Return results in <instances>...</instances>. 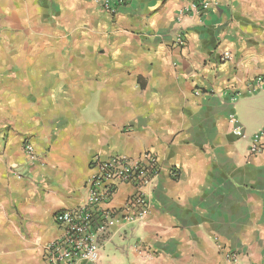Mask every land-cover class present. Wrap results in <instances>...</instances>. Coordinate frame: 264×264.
<instances>
[{"label": "crops", "instance_id": "obj_1", "mask_svg": "<svg viewBox=\"0 0 264 264\" xmlns=\"http://www.w3.org/2000/svg\"><path fill=\"white\" fill-rule=\"evenodd\" d=\"M206 1L200 14L126 0L110 15L94 0H0V264H47L54 215L85 203L92 161L147 153L151 212L103 242L105 264H230L228 251L264 264V153L249 155L264 129V0ZM134 193L120 183L101 207Z\"/></svg>", "mask_w": 264, "mask_h": 264}, {"label": "built area", "instance_id": "obj_2", "mask_svg": "<svg viewBox=\"0 0 264 264\" xmlns=\"http://www.w3.org/2000/svg\"><path fill=\"white\" fill-rule=\"evenodd\" d=\"M110 15H116L126 0H94ZM193 10L204 13L210 4L206 0H190ZM190 12V11H189ZM176 44L185 45L183 34L176 38ZM224 60L230 55L224 54ZM261 78L253 83L252 92L261 89ZM252 86V85H251ZM237 97L233 98L236 101ZM234 118V117H233ZM8 133L5 130L3 138ZM242 135V129L236 131ZM27 161L31 165L36 162L35 150L29 142L24 145ZM264 153V129L252 136L249 155ZM92 165L95 175L87 183V199L83 205L71 210L57 212L55 223L63 230V234L44 249L43 257L47 264H105L102 257L103 242L113 235L144 221L151 212L152 202L147 190L154 185L159 174L158 159L152 154L140 158H128L116 155L106 160L94 159ZM19 178L22 173L14 170ZM178 178L176 171L172 172ZM120 183L131 184L135 193L127 201L123 209H103L101 206L111 200L116 187ZM136 250L140 252V248ZM226 258L230 264H240L236 253L228 251Z\"/></svg>", "mask_w": 264, "mask_h": 264}]
</instances>
